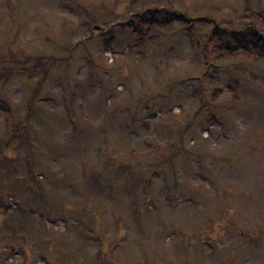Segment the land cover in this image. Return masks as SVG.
Listing matches in <instances>:
<instances>
[{"label":"rangeland","instance_id":"obj_1","mask_svg":"<svg viewBox=\"0 0 264 264\" xmlns=\"http://www.w3.org/2000/svg\"><path fill=\"white\" fill-rule=\"evenodd\" d=\"M151 9L192 21L125 26ZM249 24L264 0H0V264H264V57L207 43Z\"/></svg>","mask_w":264,"mask_h":264},{"label":"trees","instance_id":"obj_2","mask_svg":"<svg viewBox=\"0 0 264 264\" xmlns=\"http://www.w3.org/2000/svg\"><path fill=\"white\" fill-rule=\"evenodd\" d=\"M160 13H163V16L169 20L162 19L160 22H156ZM169 16L170 18H168ZM172 21H176L188 27L186 25L192 20L186 19L180 14L173 15L171 18L167 10L151 9V11L148 12L135 14L124 24L132 33L141 35L144 29L143 27H145L147 33H153L156 25L166 30L170 28ZM107 42H109V40L106 41L104 47L107 46ZM208 42H214L212 48L218 55L216 59L221 60L224 57H233L237 54L254 55L260 51L262 53L260 55L264 57V31L255 29L251 24L246 25L243 30L239 32L228 30L227 28L222 29L221 27H215L209 35H207V43ZM38 63V61L35 62L34 66Z\"/></svg>","mask_w":264,"mask_h":264}]
</instances>
